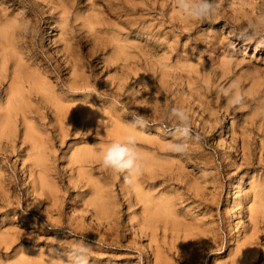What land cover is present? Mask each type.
Masks as SVG:
<instances>
[{
  "label": "rangeland",
  "instance_id": "obj_1",
  "mask_svg": "<svg viewBox=\"0 0 264 264\" xmlns=\"http://www.w3.org/2000/svg\"><path fill=\"white\" fill-rule=\"evenodd\" d=\"M254 18L264 0L198 24L174 0H0V258L63 264L87 243L90 264H264V168L241 158L250 137L264 157ZM233 80L243 108L219 91ZM173 106L204 138L187 158L167 151ZM128 134L147 166L131 186L99 151Z\"/></svg>",
  "mask_w": 264,
  "mask_h": 264
},
{
  "label": "clouds",
  "instance_id": "obj_2",
  "mask_svg": "<svg viewBox=\"0 0 264 264\" xmlns=\"http://www.w3.org/2000/svg\"><path fill=\"white\" fill-rule=\"evenodd\" d=\"M222 3L223 0H174L182 18H187L196 24L211 20L218 13ZM262 29H264V18H254L243 30L242 36L246 37L251 32L254 37L260 34ZM169 67L163 63L158 65L161 71L168 70ZM219 91L227 98L231 107L246 106L247 97L240 90L237 81H231ZM131 115L133 116L131 124L133 129H143L149 126V121L144 115L138 113ZM167 119L173 122V134L177 137L176 141L168 144L167 151L174 153L178 158H187L192 145L200 144L204 138L194 131L191 116L185 108L171 107ZM99 151L101 166L117 176H122L125 184L134 185L144 175L146 164L138 149L135 134H128L123 139L114 140L100 148ZM89 251L90 247L87 243H80L65 253L63 264H90ZM0 264H8V261L0 258Z\"/></svg>",
  "mask_w": 264,
  "mask_h": 264
},
{
  "label": "bare ground",
  "instance_id": "obj_3",
  "mask_svg": "<svg viewBox=\"0 0 264 264\" xmlns=\"http://www.w3.org/2000/svg\"><path fill=\"white\" fill-rule=\"evenodd\" d=\"M24 63V62H23ZM23 66V65H22ZM24 67V66H23ZM13 77V76H12ZM20 81V80H19ZM16 87V86H15ZM12 106V105H11ZM15 106V105H14ZM14 108V107H13ZM8 110V109H7ZM5 129V128H4ZM251 139L248 140L247 144L243 145L241 150L243 153L241 154L242 158V165L245 166V168H251V167H257L262 166L264 168V157L261 155H257V147L253 146V144L257 141H255L254 137H250ZM262 141V140H261ZM244 143V142H243ZM261 151V150H260ZM262 154V153H261ZM147 167V166H146ZM261 168V167H259ZM250 170V169H249ZM238 173V172H237ZM262 174V173H261ZM263 175V174H262ZM232 178V177H230ZM256 195V194H255ZM248 197V196H247ZM249 200V199H248ZM255 207V206H254ZM260 223H264V219L257 218L253 220V225L255 227L259 226ZM261 228V227H260ZM251 229V228H250ZM256 229V228H255ZM254 235V234H253ZM264 235V234H263ZM251 246V245H250ZM252 247V246H251Z\"/></svg>",
  "mask_w": 264,
  "mask_h": 264
}]
</instances>
